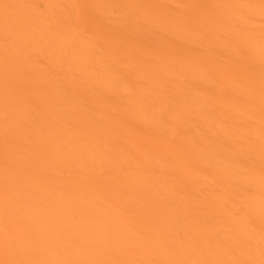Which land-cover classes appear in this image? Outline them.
Returning a JSON list of instances; mask_svg holds the SVG:
<instances>
[{
    "label": "bare ground",
    "instance_id": "obj_1",
    "mask_svg": "<svg viewBox=\"0 0 264 264\" xmlns=\"http://www.w3.org/2000/svg\"><path fill=\"white\" fill-rule=\"evenodd\" d=\"M0 264H264V0H0Z\"/></svg>",
    "mask_w": 264,
    "mask_h": 264
}]
</instances>
